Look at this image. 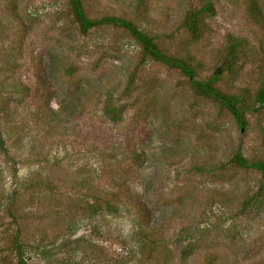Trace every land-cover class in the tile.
Masks as SVG:
<instances>
[{
    "label": "rangeland",
    "instance_id": "1",
    "mask_svg": "<svg viewBox=\"0 0 264 264\" xmlns=\"http://www.w3.org/2000/svg\"><path fill=\"white\" fill-rule=\"evenodd\" d=\"M199 1L82 0L88 17L129 19L192 57L197 78L237 36L238 72L217 86L253 107L264 0H210L192 41L180 23ZM244 120L123 27L81 34L67 0H0V264H264V174L231 162L264 160V107Z\"/></svg>",
    "mask_w": 264,
    "mask_h": 264
},
{
    "label": "trees",
    "instance_id": "2",
    "mask_svg": "<svg viewBox=\"0 0 264 264\" xmlns=\"http://www.w3.org/2000/svg\"><path fill=\"white\" fill-rule=\"evenodd\" d=\"M69 8L73 15V20L76 23L77 30L81 34H85L89 28L98 24H116L126 29L128 34L136 40L140 45L141 55L151 60L162 63L167 68L175 69L189 80V88L194 94L209 98L222 107H224L239 125L244 127V113L250 109L256 110L257 107H264V76L260 79L255 88L251 102L249 105L247 101L242 99V96L237 94H229L224 92L217 86V82L222 79L224 75H228L230 79L236 76L239 64L241 63L240 53L244 48L243 40L235 35L227 34L222 48V54L217 64L212 68L211 72L206 78H197L195 67L199 63H193L192 57L172 55L168 53L162 46H159L158 41L144 31L139 30L134 23L129 19L109 16L101 17L99 19H92L85 13L82 0H67ZM249 13L251 16H261L260 10L254 2L248 4ZM214 12L212 2L210 0L199 1L195 6H190L183 14L180 27L186 33V37L192 41L199 39L206 30H208L207 18ZM105 111L114 119L118 117L114 114L113 107L109 100H107ZM262 140L264 142V126L261 127ZM1 142V139H0ZM231 162L240 168L253 167L259 173L264 174V160H255L247 163L239 154L231 157ZM108 201H106L107 204ZM109 206V204H107ZM19 232L15 229V235ZM14 247L17 250H22L18 243L14 242ZM16 264H25L21 258H18Z\"/></svg>",
    "mask_w": 264,
    "mask_h": 264
}]
</instances>
